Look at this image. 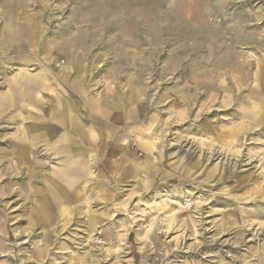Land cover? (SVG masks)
<instances>
[{
    "label": "rangeland",
    "instance_id": "374dc122",
    "mask_svg": "<svg viewBox=\"0 0 264 264\" xmlns=\"http://www.w3.org/2000/svg\"><path fill=\"white\" fill-rule=\"evenodd\" d=\"M0 264H264V0H0Z\"/></svg>",
    "mask_w": 264,
    "mask_h": 264
},
{
    "label": "bare ground",
    "instance_id": "6f19581e",
    "mask_svg": "<svg viewBox=\"0 0 264 264\" xmlns=\"http://www.w3.org/2000/svg\"><path fill=\"white\" fill-rule=\"evenodd\" d=\"M29 96V95H28ZM66 130V129H65ZM85 132V131H84ZM78 133V132H77ZM91 137V136H90ZM61 141V143L62 142H64V143H66L67 145L66 146H64L63 147V149H62V151L64 152V153H67L68 151H69V148H70V150H72L73 151V158L75 159V158H77V159H75L70 165H76V164H78V156H79V152H78V142H79V140L78 139H75V138H71V137H67L66 136V139L65 140H63L62 138L60 139ZM88 141V140H87ZM60 148V147H59ZM88 156V155H87ZM71 158H72V156H71ZM90 158V157H89ZM90 166V165H89ZM79 166H77V168H75L74 166H73V171H75V170H77V169H79V170H81V168H78ZM75 174H79L80 172H74ZM93 178V177H92ZM61 188V187H60ZM66 189V188H65ZM68 191V190H67ZM75 191V190H74ZM76 193V192H75ZM61 195H62V192H60V194H59V196L61 197ZM75 195V194H74ZM54 197H56V195H54ZM62 198V197H61ZM61 198H58V197H56V203H64L63 201H62V199ZM47 203V202H46ZM45 203V204H46ZM46 209V208H45ZM46 212H45V215L47 214V209L45 210ZM62 211H64V214H68V212L66 211V209H64V208H62ZM61 211V212H62ZM63 216V215H62Z\"/></svg>",
    "mask_w": 264,
    "mask_h": 264
}]
</instances>
